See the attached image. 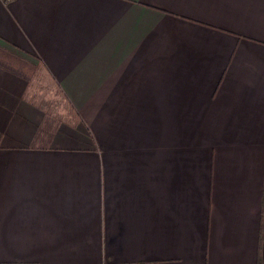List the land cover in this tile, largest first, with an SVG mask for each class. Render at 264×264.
Returning <instances> with one entry per match:
<instances>
[{"label":"crops","instance_id":"1","mask_svg":"<svg viewBox=\"0 0 264 264\" xmlns=\"http://www.w3.org/2000/svg\"><path fill=\"white\" fill-rule=\"evenodd\" d=\"M0 264H264V0H0Z\"/></svg>","mask_w":264,"mask_h":264},{"label":"built area","instance_id":"2","mask_svg":"<svg viewBox=\"0 0 264 264\" xmlns=\"http://www.w3.org/2000/svg\"><path fill=\"white\" fill-rule=\"evenodd\" d=\"M7 2L10 1V0H6Z\"/></svg>","mask_w":264,"mask_h":264}]
</instances>
